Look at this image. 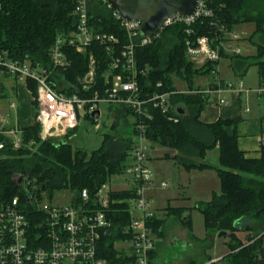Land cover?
<instances>
[{"label":"trees","instance_id":"1","mask_svg":"<svg viewBox=\"0 0 264 264\" xmlns=\"http://www.w3.org/2000/svg\"><path fill=\"white\" fill-rule=\"evenodd\" d=\"M207 8L212 11L211 17L199 19L190 27L182 24L166 27L158 39L135 51L138 68L145 70V76L138 80L141 88L149 95L153 92L169 94L167 113L162 114L158 109L152 111L151 121L146 122V137L150 147L158 145L174 151L176 155L172 159L181 168L215 171L220 183L219 194L213 193L209 202L198 203L195 210L202 215L207 232L227 234L228 253L220 259L221 264H257L258 259H264V152L259 158L248 159L238 150L239 117L202 123L199 117L208 98L178 92L173 77L192 91L198 89L195 78L208 75L212 68L208 64L197 69L188 61L185 42L191 38L204 36L218 43L224 32L231 33L235 26L254 23V33H258L264 42V0H212ZM73 9L74 0H0V52H6L10 59L27 60L32 66L48 68L49 52L56 37L74 30ZM88 14L90 26L96 32L113 34L121 45L126 43L111 9L93 2ZM187 29L191 30V35L185 34ZM257 52V57L262 59L258 63L261 78L264 76V48ZM92 53L97 60L95 80L100 85L109 58L96 45ZM87 55L67 51L69 67L64 72L59 71L66 83L74 85L86 75ZM229 59L234 69L246 68L247 59L233 56ZM158 83L160 88L156 87ZM29 87L34 95L35 87ZM32 110L35 117L34 108ZM109 110L115 113V118L109 131L101 136L100 146L91 152L75 149L68 141L76 130L62 140L39 141L40 129L35 122L20 126L22 146L19 149H13L10 141L0 136V142L4 144L0 149V200H10L17 194L13 177L18 174L28 177L29 186L39 199L44 194L51 200L57 192L68 191L72 195L71 203L80 205V194L86 190L87 205L94 204L98 189L112 176L124 175L132 148L130 137L118 131L121 124L127 127L125 133L130 135L132 125L127 119L131 113L125 108ZM215 147L217 165L201 162L206 152ZM109 198L105 212L112 228L109 236L102 239L98 251L108 264H131V260L115 248V242L124 239L123 230L130 222L127 200L132 198V193L128 189L113 191ZM93 206L99 209L96 204ZM169 210L180 218V209ZM184 224L191 229L189 220ZM149 225L153 234L160 238L162 221L154 218ZM239 232L246 234L245 243L235 236Z\"/></svg>","mask_w":264,"mask_h":264},{"label":"built area","instance_id":"2","mask_svg":"<svg viewBox=\"0 0 264 264\" xmlns=\"http://www.w3.org/2000/svg\"><path fill=\"white\" fill-rule=\"evenodd\" d=\"M212 0H197V6L191 17L174 16L164 20L161 29L155 34L142 37L140 23L121 20L111 9L106 0H74L72 11L75 19L74 30L59 35L49 52L48 68L32 66L24 62L10 59L6 52H0V78H13L30 94V101L35 110L34 122L39 125V141L62 140L74 130L79 122L91 120L95 130H99V118L103 117L102 108L108 116H114L110 108L127 109L133 115L132 148L129 162L123 176L127 177L128 190L132 198L127 200L130 214L128 227L123 230L124 239L115 242V248L123 253L131 264H152V253L156 238L149 225L156 218L151 210V198L146 195L152 187V174L148 168L149 141L146 134L151 121L152 111L158 109L166 114L169 108V94L149 95L139 84V78L145 76V70L139 69L134 51L150 45L160 37L166 27L172 25L193 26L194 22L212 16L207 5ZM93 2L102 3L111 9L118 27L125 36L126 43L113 34L96 32L90 26L89 9ZM185 34L191 35L187 29ZM221 41L200 36L186 40L185 54L188 61L197 69L211 65V73H217L216 64L221 53H226V45L239 40L238 36L223 33ZM216 41V42H215ZM98 46L109 63L102 75V83L95 80L97 60L93 57L92 48ZM77 54H88L86 75L71 85L66 83L59 71H66L70 61L67 51ZM237 54V52H231ZM208 86L187 91L188 95L216 97L214 105L223 108L228 104L225 94H253L262 108L264 123V76L252 91L246 90L241 81L236 84L227 82L223 85L218 78H213ZM30 85L35 93H30ZM156 87L160 88L158 83ZM11 104L8 109H14ZM248 113V109L245 110ZM9 116L0 115V136L10 141L13 149H19L22 130L15 119L10 124ZM176 120H173L175 122ZM4 128H8L4 130ZM259 151L264 152V124L259 135ZM4 146L0 142V149ZM21 179L18 183L17 180ZM13 181L18 187L17 194L10 200H0V264H108L99 254V245L103 238L111 232V222L107 217V209L111 190L103 185L95 195L96 204L89 202L86 190L80 194L82 203H69L65 206H53L47 200L37 198L32 192L28 177L14 175ZM164 187V184H161ZM203 264H221L219 258L210 259Z\"/></svg>","mask_w":264,"mask_h":264},{"label":"rangeland","instance_id":"3","mask_svg":"<svg viewBox=\"0 0 264 264\" xmlns=\"http://www.w3.org/2000/svg\"><path fill=\"white\" fill-rule=\"evenodd\" d=\"M255 24H242L235 26L230 35L238 36L239 40L233 41L226 45V55L221 56L214 66L217 73L208 75H200L195 78V86L204 88L213 82V78H218L222 87L227 82L234 84L241 81L244 89L252 91L260 82V67L262 59L257 57V49L264 48L262 37L258 33H254ZM137 50V49H136ZM135 50V51H136ZM134 51V54H135ZM231 52H237L233 54ZM237 57L238 59H247L244 70L234 69L229 57ZM89 65V62H88ZM87 65V68H88ZM225 81V83H224ZM174 87L178 92H187L186 86L173 77ZM0 115L9 116L10 124H14L15 119H19L25 125V119L30 118L28 108H23L19 95L23 93L22 86H19L13 78H0ZM19 88V89H18ZM244 96L240 109L250 110V116H260L262 108L252 94ZM21 99V96H20ZM214 101V97H210L205 111L202 115H207V106ZM14 104L15 108L9 110L8 107ZM31 113V111H30ZM103 117L98 119L100 129L95 130L91 120H82L79 122L78 129L73 132L68 141L71 142L73 148L86 150L88 152L97 150L101 144V136L109 131V126L113 122L115 115L108 116L107 110L102 108ZM33 114V110H32ZM133 115L127 120L132 123ZM119 133L132 138V131L126 134L127 127L119 124ZM128 137V138H129ZM73 139V140H72ZM150 147V145H149ZM151 148V147H150ZM34 151V150H33ZM174 152L170 149L162 148L158 145L152 146L147 154L149 157L148 168L152 174V187L147 191L146 195L151 198V210L157 219L162 221V235L156 242L155 250L159 257L163 258L166 264H203L208 258H222L228 251L225 243L228 242L226 235L218 237V232H207L204 229L202 215L195 210L198 203H206L211 199V193L219 194L220 184L214 170H186L177 165L172 159ZM167 155L168 157H166ZM213 155L215 158H213ZM216 164V153L211 150L205 162ZM204 162V163H205ZM164 184V187H161ZM113 191H126L129 188L127 177L123 175L112 176L105 185ZM71 193L68 191L57 192L51 200L42 194L41 200L49 201L53 206H65L71 202ZM170 208H180L182 211L180 218L169 213ZM189 220L190 230L184 224ZM185 220V221H184ZM244 232L236 233L243 238Z\"/></svg>","mask_w":264,"mask_h":264},{"label":"crops","instance_id":"4","mask_svg":"<svg viewBox=\"0 0 264 264\" xmlns=\"http://www.w3.org/2000/svg\"><path fill=\"white\" fill-rule=\"evenodd\" d=\"M22 88H23L22 89L23 93L21 95H19V90L17 92L18 99L21 101L23 108L25 106L28 108L27 110L29 112L30 118L28 120L25 119V122H26L25 125L22 124L19 119H17V121H18L19 126L26 127V126L31 125L34 122V115L32 114L33 108H32L31 101H30V94L25 89V87H22ZM225 95H226V99L228 101V104L226 106H224L223 108H219L216 105H214V101H212V103H210L209 106H207L208 107L206 110V111H208L207 115H202L203 112L205 111L204 110L201 113L199 120L202 123L210 124V122H214L217 119H223L224 120V119H234V118L239 117L241 119V121L239 122L240 124H239L238 129H237V137H238L237 147H238V150L242 151L244 153L245 157L248 159L259 158L261 156V152L259 151V147H258L259 138H260L259 135L261 133V129H262L263 124H264L262 122V119H261L262 114L258 117L253 116V115L251 117L249 109H248V113H245L246 108H244V110L242 111L240 109V105H241V102H242L244 96L240 95L237 97L236 95H232V94H225ZM20 96H21V99H20ZM215 99H216V97L214 98V100ZM30 111H31V113H30ZM150 149H152V147ZM211 150H213L216 153V164H213V162H214L213 159H212L213 161L211 163L205 162L206 159L208 158L210 151L206 152L205 158L201 162H203V163L205 162V164H207L209 166H216L217 161H218L217 148L215 147ZM173 154L176 155L175 152ZM165 156L168 157L167 155H165ZM213 158H215L214 155H213ZM213 193L214 192L211 193V198H212ZM172 209H180V208H172ZM245 235L246 234L244 233L243 238H245V241L243 239H240L237 235H235V236L242 243H245L246 242ZM155 238L157 239L156 240V242H157L159 238L156 236H155ZM152 254H153L152 255L153 262H155L156 264H166L165 260L163 258L159 257L158 253H156L155 248H154V251ZM214 258H211V259L213 260ZM219 259H221V258H219Z\"/></svg>","mask_w":264,"mask_h":264},{"label":"water","instance_id":"5","mask_svg":"<svg viewBox=\"0 0 264 264\" xmlns=\"http://www.w3.org/2000/svg\"><path fill=\"white\" fill-rule=\"evenodd\" d=\"M121 20L140 23V34L147 37L161 29L164 20L174 17H191L197 6V0H106ZM18 183L21 179L17 180ZM226 233L220 232L218 237ZM257 264H264L258 259Z\"/></svg>","mask_w":264,"mask_h":264}]
</instances>
